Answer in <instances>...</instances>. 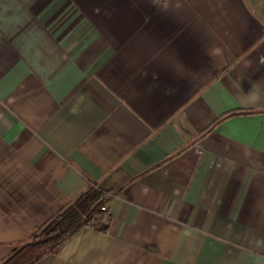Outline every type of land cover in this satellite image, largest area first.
<instances>
[{"label": "crops", "instance_id": "obj_1", "mask_svg": "<svg viewBox=\"0 0 264 264\" xmlns=\"http://www.w3.org/2000/svg\"><path fill=\"white\" fill-rule=\"evenodd\" d=\"M91 186L33 264H264V0H0V263Z\"/></svg>", "mask_w": 264, "mask_h": 264}, {"label": "trees", "instance_id": "obj_2", "mask_svg": "<svg viewBox=\"0 0 264 264\" xmlns=\"http://www.w3.org/2000/svg\"><path fill=\"white\" fill-rule=\"evenodd\" d=\"M104 194L94 186L86 189L27 241L14 248L0 264H33L45 255L56 253L64 242L85 226L107 230L111 216L101 208L106 202Z\"/></svg>", "mask_w": 264, "mask_h": 264}, {"label": "built area", "instance_id": "obj_3", "mask_svg": "<svg viewBox=\"0 0 264 264\" xmlns=\"http://www.w3.org/2000/svg\"><path fill=\"white\" fill-rule=\"evenodd\" d=\"M101 208H102L103 210H106V209H107L106 206H102Z\"/></svg>", "mask_w": 264, "mask_h": 264}]
</instances>
